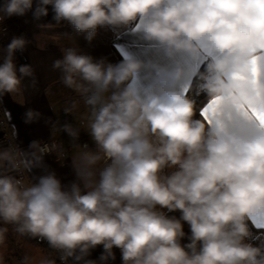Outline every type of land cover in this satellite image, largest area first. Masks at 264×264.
<instances>
[{
  "label": "clouds",
  "instance_id": "1",
  "mask_svg": "<svg viewBox=\"0 0 264 264\" xmlns=\"http://www.w3.org/2000/svg\"><path fill=\"white\" fill-rule=\"evenodd\" d=\"M33 4L3 0L0 21L29 11L40 20L50 5L56 23L40 27L67 21L88 41L100 27L138 21L145 38L170 57L198 59L206 45L211 60L199 75L198 90L219 103L211 123L194 119L196 104L184 91L194 70L181 63L154 66L151 82L138 87L144 68L139 60L125 56L114 65L77 47L63 49L53 68L65 86L84 97L94 147L80 146L72 160L76 180L70 185H63L44 163L56 144L49 149L33 140L27 150L17 145L0 151V168L44 171L31 186L0 174V221L21 235L46 240L62 253V261L71 258L73 264H109L116 259L114 248L122 264H264V251L245 242L249 222H264V127L241 110L264 104V82H254L251 72L253 57L264 53V0ZM28 43L23 36L13 37L0 49V98L19 93L25 78L35 84L32 66L15 63V53ZM40 118L33 109L24 114L27 124ZM62 130L73 142L79 140L71 124ZM163 209L181 215L168 216ZM184 223L191 235L182 245ZM7 232L0 228V244ZM99 245V258L88 259ZM23 264H29V257ZM40 264L55 262L43 259Z\"/></svg>",
  "mask_w": 264,
  "mask_h": 264
},
{
  "label": "crops",
  "instance_id": "2",
  "mask_svg": "<svg viewBox=\"0 0 264 264\" xmlns=\"http://www.w3.org/2000/svg\"><path fill=\"white\" fill-rule=\"evenodd\" d=\"M36 2L37 0H34V8ZM0 3H3V0H0ZM47 7L48 16L42 17L40 20H34L31 11L24 16H12L2 20L8 28L10 40L13 37L23 36L29 42L25 50L15 53V63L17 67L20 65L32 66L35 84L31 78H25L19 93L5 94L0 98V102L14 142L21 149L27 150L33 140H44L48 142L50 148L52 144L58 146V149L52 150V155L44 157V163L49 170L56 172L63 185H70L76 180L72 160L81 150L80 146L87 143L89 147H94V144L88 134L90 109L85 104L84 97L65 86L61 79V72L53 68V62L62 58L63 49L77 47L81 52L91 55L95 59H104L114 65L122 62L125 56L139 60L144 68L137 78L138 87H143L151 82L154 76V66L171 68L176 63H181L194 70V77L202 66H207L211 57L205 52H202L198 59H193L187 54L170 57L162 46L145 38L143 32L137 28L138 21L121 28L106 27L112 31L110 40L101 36L102 31L98 28L95 37L88 41L85 38L86 33L79 32L67 21L52 27L58 30L66 25H71L72 31H69L65 37L50 31H41L52 28L40 27V25L49 23L55 25L56 23L52 19L54 15L52 6ZM3 55L4 53L0 51V58ZM190 84L191 81L185 88L186 90ZM207 102L208 100L204 105ZM28 109L41 113L39 121L30 124L24 122V114ZM65 109L71 110L65 112ZM65 123L71 124L79 130L77 142H73L62 130ZM14 131L17 133L15 136L13 135ZM61 151L63 155H60ZM102 166L103 162L98 165V168ZM43 174L44 171L39 168L32 169L30 172L23 170L20 180L25 186H31L36 182L35 178ZM163 211L168 216L179 218L181 215L179 211L168 212L167 209H163ZM183 227L186 235L181 240L182 245L190 242L191 235L189 225L184 223ZM249 228L260 234L264 242V222L254 219L249 222ZM113 251L116 259L109 261V264H122L120 250L114 248ZM102 252L103 246L99 245L91 251L88 259L97 260ZM68 261L69 264H73L71 258ZM0 264L7 263L0 260Z\"/></svg>",
  "mask_w": 264,
  "mask_h": 264
},
{
  "label": "rangeland",
  "instance_id": "3",
  "mask_svg": "<svg viewBox=\"0 0 264 264\" xmlns=\"http://www.w3.org/2000/svg\"><path fill=\"white\" fill-rule=\"evenodd\" d=\"M70 27L71 25H66L58 30L52 28L47 30L43 29L41 31H50L61 35V37H65L67 36L69 31H72ZM99 30L102 31V33L100 34L101 36H103L107 40H110L112 32L111 29L106 27H100ZM2 150L3 149L0 144V151ZM7 169V166L2 167L3 174H8ZM2 227L8 228L6 239L3 244H0V260H2L3 263L5 262L7 264H23L24 258L27 256L29 257V264H40L41 260L48 258L49 260L54 261L55 264H57L56 255H50L44 247L23 238L19 233L14 231V225H6L2 221H0V228ZM249 231L250 235L245 239V242L259 247L263 251V237L260 234L251 230V228H249Z\"/></svg>",
  "mask_w": 264,
  "mask_h": 264
},
{
  "label": "snow or ice",
  "instance_id": "4",
  "mask_svg": "<svg viewBox=\"0 0 264 264\" xmlns=\"http://www.w3.org/2000/svg\"><path fill=\"white\" fill-rule=\"evenodd\" d=\"M204 47L207 55L210 56L211 52L208 50L206 45ZM251 72H252V76L254 77V82L256 83L264 82V53L253 57ZM186 91L187 90L185 89V93ZM218 103H219V98H213L211 100H208V102L201 109V116L208 123H211V116L216 114ZM241 110L245 118L255 119L259 122L261 127H264V104H262L261 108L259 109L242 108Z\"/></svg>",
  "mask_w": 264,
  "mask_h": 264
},
{
  "label": "built area",
  "instance_id": "5",
  "mask_svg": "<svg viewBox=\"0 0 264 264\" xmlns=\"http://www.w3.org/2000/svg\"><path fill=\"white\" fill-rule=\"evenodd\" d=\"M11 42L10 37H9V31L6 25L2 21H0V49H4L7 47V45ZM42 144L47 145L48 148L50 149V145L46 141H41ZM0 144L2 149H7L8 147L12 146L15 147L17 146L16 143L14 142L13 136L8 128L7 120L5 118V115L3 113L2 105L0 102ZM53 151L50 150L47 152L46 155H52ZM7 173L10 175L15 176L18 179H21L23 169L17 170V171H12L9 168L7 169ZM61 255L62 253L57 250L56 254V262L57 264H69V261H62L61 260Z\"/></svg>",
  "mask_w": 264,
  "mask_h": 264
},
{
  "label": "trees",
  "instance_id": "6",
  "mask_svg": "<svg viewBox=\"0 0 264 264\" xmlns=\"http://www.w3.org/2000/svg\"><path fill=\"white\" fill-rule=\"evenodd\" d=\"M132 24V23H130ZM206 68L207 66L204 65L202 66L197 73L194 75L193 80L191 81L190 86L188 87L186 94L190 96V98L195 102L196 104V114L194 116V119H203V117L201 116V107L204 105V103L208 100L207 94L205 92L199 91L198 90V83H199V75L202 73L206 72ZM0 174H3V170L2 168H0ZM21 235V234H20ZM23 238L38 244L42 247L45 248V250L48 251V253L50 255L57 254V250L51 248L46 240L43 239H38V238H33L30 237L29 235L25 234V235H21ZM264 251V250H263Z\"/></svg>",
  "mask_w": 264,
  "mask_h": 264
}]
</instances>
